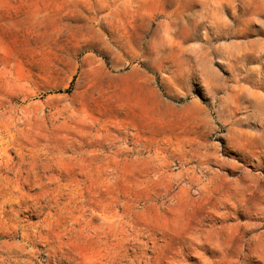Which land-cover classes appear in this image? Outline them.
Listing matches in <instances>:
<instances>
[{"label":"rangeland","instance_id":"1","mask_svg":"<svg viewBox=\"0 0 264 264\" xmlns=\"http://www.w3.org/2000/svg\"><path fill=\"white\" fill-rule=\"evenodd\" d=\"M250 18L243 0H0V264H264Z\"/></svg>","mask_w":264,"mask_h":264},{"label":"bare ground","instance_id":"2","mask_svg":"<svg viewBox=\"0 0 264 264\" xmlns=\"http://www.w3.org/2000/svg\"><path fill=\"white\" fill-rule=\"evenodd\" d=\"M243 2L247 5L248 12L252 16V18H250L248 20V22H255V21L259 20V19L255 18L256 16H257V18L264 16V3L262 0H243ZM213 18H214V16H213ZM252 96H253V98L255 97L254 95H252Z\"/></svg>","mask_w":264,"mask_h":264}]
</instances>
